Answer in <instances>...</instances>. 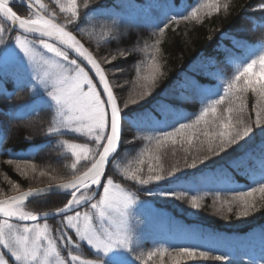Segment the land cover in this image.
<instances>
[{
  "label": "snow or ice",
  "instance_id": "6c2138e0",
  "mask_svg": "<svg viewBox=\"0 0 264 264\" xmlns=\"http://www.w3.org/2000/svg\"><path fill=\"white\" fill-rule=\"evenodd\" d=\"M91 3L92 0H82V5L77 0H49V3L0 0V46L17 59L26 72L17 91L30 87L41 93V102L47 103L54 114L46 130L48 136L71 133L84 138L83 141H63L68 153L65 157L68 163L63 167L67 171L51 174L31 158L3 149L6 136H0V151L9 154L5 163L14 165L25 178L29 173L33 180L37 175L48 178L45 188L24 189L20 183L4 177L15 194L9 195L0 189V264H155L154 257L160 264H165V257H170L172 264L198 258L230 264L227 255L215 254L210 249L165 246L161 242L154 243L145 256L147 242L131 223L135 209L145 202L124 185L138 186L146 196L184 199L192 209H200V197L187 188H179L184 177L177 173L182 169L178 166L165 169L162 149L179 143L186 154L184 166L203 172L209 168L206 162L217 163L214 157L222 153L231 157L228 150L236 152V146L243 149L254 129L264 133V51L254 58L237 57L240 63L231 79L216 89L202 90L198 98L194 97L193 103L202 105L194 118H181L171 125L146 129L139 114L142 102L152 95L165 76L157 53L166 29L181 21L200 23L213 13L227 12L229 5L221 0H195L182 8L173 4L171 7L176 11L165 12L152 23L151 44L146 43L142 48H117L115 54L97 58L77 38L76 33L83 25L95 19L110 20L107 30L100 34L105 46L119 45L127 31L118 15L103 5L90 8ZM20 6L25 7L24 13L17 10ZM260 10L264 11V0H260ZM229 35L222 33L221 41ZM37 44L50 56L41 54ZM226 47L217 44L206 57L207 62L226 61L227 56L221 55ZM239 47L237 41L233 49ZM138 50L147 53V58L133 64L136 91L125 98L119 90L131 82L114 81L108 75L124 69L106 65H112L117 56L127 60ZM189 70L193 79L203 76L205 82H211L209 75L223 79L221 73L209 74L204 66H198V60L193 61ZM6 91V81L0 78V95ZM249 93L255 98L251 108ZM6 98L10 100L12 96ZM27 107L29 105H18L17 110L24 111ZM133 126L151 134L147 136L149 146L134 160H128L123 155L125 144L134 143L136 137L129 138L126 132ZM201 136L203 139H199ZM194 138L198 140L196 151H202V155L189 158ZM261 152L264 154V149ZM242 155L246 153L230 159L227 167L239 168ZM198 165H203L204 169ZM166 179L177 187L169 191L145 187ZM253 180L251 186L232 189L235 194L231 200H223L218 211L225 210L230 215L235 205L239 218L264 208V161L259 177ZM53 193L63 197L54 210L41 212L30 207L34 200ZM49 217L55 218V226L49 224ZM222 218L227 219V216ZM249 264L257 262L250 260ZM259 264H264V257Z\"/></svg>",
  "mask_w": 264,
  "mask_h": 264
},
{
  "label": "trees",
  "instance_id": "16d2710c",
  "mask_svg": "<svg viewBox=\"0 0 264 264\" xmlns=\"http://www.w3.org/2000/svg\"><path fill=\"white\" fill-rule=\"evenodd\" d=\"M44 2L49 3V0H44ZM194 2L195 0H92L90 8L103 5L109 12L118 15L125 23L127 35L122 37L119 45L113 43L105 46V41L101 39L100 34L105 32L107 26L111 24V21L107 19L92 20L89 24L83 25L76 34L97 58L108 56L110 53L115 54L117 48L121 50L134 46L142 48L146 43L153 42L152 23L163 13L171 14L176 11L171 7L173 4L182 8ZM221 2L228 3L227 12L213 13L210 17H204L200 23L181 21L178 25H172L166 29L159 46L160 52L157 53L158 62L162 65L165 76L160 80L158 87L153 90L152 95L142 102V110L139 114V119L146 129L171 125L181 118H194L199 107H202V105L198 106L193 103L194 97L198 98L202 90L216 89L226 80L231 79L240 63L237 57L254 58L264 51V11L260 10V0H221ZM77 3L82 5V0H77ZM50 6L55 7V5ZM17 10L24 13L25 7L20 6ZM81 10L83 11V8ZM222 33L230 35L221 41ZM237 41L240 47L234 50L233 45ZM217 44L227 45L221 53L227 56V60L208 63L206 57L215 50ZM1 49L2 46H0ZM234 52L235 55H232ZM146 58L147 53L138 50L128 56L127 60L117 56L112 65H106V67L116 66L124 69L116 73L110 72L108 75L111 80L121 83L125 80L131 82L119 90L122 97L126 98L135 94L136 75L133 64L146 60ZM194 60H198V66H204L209 74L221 73L223 79L214 75L208 77L211 82H205L203 76H195L193 79L189 66ZM19 71V68L11 67L0 74V78L6 81L7 89L4 95H0V136H6L3 149L19 153L25 158H31L41 169L51 174H63L67 171L63 165L68 163L65 159L68 153L63 147V141L65 139L83 141L84 138L76 137L71 133L52 137L46 134L49 121L54 118L53 111L47 103L41 102L42 95L39 91H34L30 87L17 91V85L25 77ZM7 95H11L12 98L7 99ZM254 102L255 98L249 93V108ZM18 105H29V107L20 111L17 110ZM136 107L140 108L141 105ZM150 134V131H138L135 126L129 127L126 136L136 137V139L134 143L125 144L126 151L123 155L128 160L138 157L139 153L149 146L147 136ZM197 146L198 140L194 138L189 158L202 155V151H196ZM236 147L238 149L236 152L232 149L228 150L232 153L231 157L227 153H222L220 157H214L217 161L215 165L206 162L209 163L207 169H204L203 165H198V168L204 169L203 172H197L196 169L184 166L186 154L179 143L169 144L162 149V162L165 169L173 166L182 169L177 173L178 176L184 177L179 188H187L191 194L199 196L202 204L200 209H192L184 199L164 198L159 195L146 196L143 195V190L138 189V186L124 185L129 191L137 193L142 202L155 207L166 216L163 218L171 221L170 224L161 220L157 223L155 217L151 218L141 212L134 214L131 223L142 233L147 242L145 256L154 243L161 242L165 246L171 244L210 249L215 254L227 255L230 264H249L250 260L259 264L260 259L264 257V239L256 241L253 247L248 248L249 250L240 248V246L221 250L214 240H177L166 234L180 233L181 231L175 228L178 226L182 229L196 231L201 236L240 239L253 236L257 238L258 236L264 238V208L247 217L239 218L235 214V205H232L234 212L230 215L225 210L218 211L221 202L225 199L231 200L235 194L232 189L251 186L254 183L253 177H259L262 161H264V154L261 152V149H264V133L254 129L251 139L244 148ZM242 153L246 155L241 156L239 168L236 165L231 168L227 167L230 159ZM8 158L7 151H0V189H3L5 193L15 194L11 191V185L4 179L5 176L20 183L24 189L48 184L47 176L37 175L35 180L31 178V173L28 178L21 176L14 165L5 163ZM213 168L216 171H212ZM117 182H119L118 177ZM145 187L150 189L160 187L163 191H169L177 186L170 185L166 179L160 181L159 184L152 183ZM214 197L220 199L216 200ZM256 197L259 201V193ZM62 198V194L46 196L42 200H34L30 207L41 212L54 210ZM226 207L227 205L225 209ZM225 215L227 219L222 218ZM48 222L51 226L56 224L54 217L49 218ZM260 247L263 250H260ZM153 260L155 264H160L155 257ZM165 264H172L170 257H165ZM181 264H224V262L198 258L196 261L181 260Z\"/></svg>",
  "mask_w": 264,
  "mask_h": 264
},
{
  "label": "rangeland",
  "instance_id": "374dc122",
  "mask_svg": "<svg viewBox=\"0 0 264 264\" xmlns=\"http://www.w3.org/2000/svg\"><path fill=\"white\" fill-rule=\"evenodd\" d=\"M62 2H66V0H62ZM37 50L41 54H45L50 56V54H47L44 52L43 49L40 48V46L37 44ZM11 67L19 68L22 72V75H26L25 68L19 63V61L13 57L10 54H6L5 49L3 48L1 53H0V74L6 70H8ZM141 212L142 214L146 216H150L151 218L155 217V221L158 223V221H163L166 224H170L171 221H167L163 216H165L163 213H160L155 207H152L148 203H142L141 205L137 206L135 209V213ZM166 217V216H165ZM178 228L180 233H175V234H170L166 233L168 237L177 239V240H183V239H188V240H209V241H215L217 243V246L221 250H228L230 248H235L237 246H240V248L248 249L249 247H253L254 243L256 241H262L264 238L258 237L252 238L246 237L243 239L236 238V237H211V236H201L200 233L193 231V230H186L182 229L180 227H175ZM164 235V233H163ZM264 246V242H263ZM249 250V249H248ZM260 250L261 249L260 247Z\"/></svg>",
  "mask_w": 264,
  "mask_h": 264
},
{
  "label": "water",
  "instance_id": "95a60500",
  "mask_svg": "<svg viewBox=\"0 0 264 264\" xmlns=\"http://www.w3.org/2000/svg\"><path fill=\"white\" fill-rule=\"evenodd\" d=\"M78 39H80L78 36H77ZM81 40V39H80ZM82 43H84L82 40H81ZM85 45V43H84ZM86 46V45H85ZM87 47V46H86ZM89 49V48H88ZM90 50V49H89ZM91 51V50H90ZM92 52V51H91ZM93 53V52H92ZM74 55V54H72ZM47 185H43V186H39V187H35V188H45ZM55 194H59V193H53L52 195H55Z\"/></svg>",
  "mask_w": 264,
  "mask_h": 264
}]
</instances>
